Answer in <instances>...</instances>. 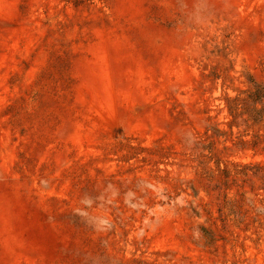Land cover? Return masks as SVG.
<instances>
[{
  "label": "rangeland",
  "instance_id": "1",
  "mask_svg": "<svg viewBox=\"0 0 264 264\" xmlns=\"http://www.w3.org/2000/svg\"><path fill=\"white\" fill-rule=\"evenodd\" d=\"M0 264H264V0H0Z\"/></svg>",
  "mask_w": 264,
  "mask_h": 264
}]
</instances>
